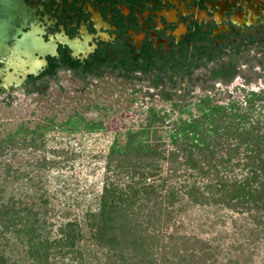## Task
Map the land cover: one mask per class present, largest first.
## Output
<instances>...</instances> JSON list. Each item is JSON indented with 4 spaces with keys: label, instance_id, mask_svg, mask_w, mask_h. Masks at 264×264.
Here are the masks:
<instances>
[{
    "label": "trees",
    "instance_id": "16d2710c",
    "mask_svg": "<svg viewBox=\"0 0 264 264\" xmlns=\"http://www.w3.org/2000/svg\"><path fill=\"white\" fill-rule=\"evenodd\" d=\"M251 43L263 50L264 36ZM229 72L210 76L230 83ZM237 89L243 97L226 102L212 90L182 95L170 112L150 107L111 145L90 200L68 195L58 150L32 154L46 147L53 118L0 136V264H251L264 250V87ZM75 117L58 126L103 128ZM18 149L33 157L19 161Z\"/></svg>",
    "mask_w": 264,
    "mask_h": 264
},
{
    "label": "flooded vegetation",
    "instance_id": "af4514ba",
    "mask_svg": "<svg viewBox=\"0 0 264 264\" xmlns=\"http://www.w3.org/2000/svg\"><path fill=\"white\" fill-rule=\"evenodd\" d=\"M36 15L34 27L25 30L32 32L29 55L0 59V95L18 88L43 94L50 82L62 88L61 75L83 87L102 80L142 82L151 75V96L173 105L188 92L219 94L215 83L232 84L242 73L237 55L264 36V0H44ZM231 66L237 76L230 83L211 79L232 74ZM202 72L212 86L200 94L182 87ZM164 91L175 99H163ZM73 116L84 120L79 112Z\"/></svg>",
    "mask_w": 264,
    "mask_h": 264
},
{
    "label": "rangeland",
    "instance_id": "374dc122",
    "mask_svg": "<svg viewBox=\"0 0 264 264\" xmlns=\"http://www.w3.org/2000/svg\"><path fill=\"white\" fill-rule=\"evenodd\" d=\"M257 58L258 61L264 62V49L260 50L258 46H253L250 51H242L237 55V60L242 63L241 75L227 87L215 83L216 88L220 89L218 98L221 102L228 101L229 94L234 98H242L244 94L237 88L259 90L264 87V67L257 64ZM245 75L253 76L248 85ZM258 75H263V77L259 78ZM151 80L150 75L142 82L102 80L99 81L98 86L83 87L80 82L71 81L67 75H61L62 88L60 84L50 82L44 84L47 86V92L39 95L27 93L23 88H18L10 94H1L0 136L6 135L11 129L21 124L35 129L37 125H45L49 118H53L55 124L59 125L69 116H73L75 112L81 113L86 122L94 120L103 123L105 128L96 132L86 130L83 123L73 132L62 130V127L57 125L58 127L56 126L54 130L47 133L46 147L32 153L35 156L53 157L51 151L58 150L60 153L58 160L61 161L59 167L61 168L55 170L61 171L63 178L66 177L69 180L68 195L80 196L85 193L87 199L90 200L91 192L102 189L107 156L113 142L115 140L125 142L130 128L136 130L140 124L146 122L148 108H165L167 112L171 111L172 102H165L158 95L151 96L152 93H156L154 89L148 88ZM187 80L182 87L190 90L194 88L192 94H200L203 88L212 86L214 83L210 82V76L205 75V72L195 75L191 81ZM134 88L142 89V92L134 93ZM226 88H228L227 91H225ZM176 117L177 113L174 112L172 119ZM17 152L18 160L22 162L33 157L31 150L18 149ZM22 169H27V167L23 166ZM53 186L56 189V184ZM184 226L192 228L191 222L188 221ZM194 231L199 232L197 227ZM186 232H191V229ZM203 237L208 238L209 235L203 234ZM231 242H234V239L229 238L227 243ZM262 247L260 254L252 257L251 264H264Z\"/></svg>",
    "mask_w": 264,
    "mask_h": 264
},
{
    "label": "water",
    "instance_id": "95a60500",
    "mask_svg": "<svg viewBox=\"0 0 264 264\" xmlns=\"http://www.w3.org/2000/svg\"><path fill=\"white\" fill-rule=\"evenodd\" d=\"M44 0H0V59L7 55H29L36 12Z\"/></svg>",
    "mask_w": 264,
    "mask_h": 264
}]
</instances>
